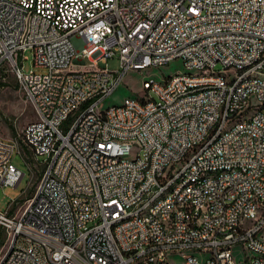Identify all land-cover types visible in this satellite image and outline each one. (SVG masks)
<instances>
[{"label":"built area","instance_id":"built-area-1","mask_svg":"<svg viewBox=\"0 0 264 264\" xmlns=\"http://www.w3.org/2000/svg\"><path fill=\"white\" fill-rule=\"evenodd\" d=\"M25 50L43 73L21 71ZM263 54L264 0H0V79L34 114L0 137V187L22 177L14 151L41 166L23 213L0 212V264H174L183 251L184 264H261L264 65L243 63ZM172 60L185 71L143 80L147 102L99 107L128 71ZM254 204L258 226L242 228Z\"/></svg>","mask_w":264,"mask_h":264},{"label":"rangeland","instance_id":"rangeland-1","mask_svg":"<svg viewBox=\"0 0 264 264\" xmlns=\"http://www.w3.org/2000/svg\"><path fill=\"white\" fill-rule=\"evenodd\" d=\"M22 56L25 57L20 64L23 73L32 71L39 74L45 71L42 68L33 66L32 52L30 50H25ZM86 64L87 62L84 60V64H79V67L85 68ZM106 67L109 70L118 69L116 55L106 59ZM215 69H219V65H216ZM183 71L185 69L179 60L169 61L161 67H151L141 71H128L122 82L99 104V107L104 110L112 107V105H122L125 98L146 100V92L142 87L143 80L151 78L155 80V83H160L164 81L165 77H173ZM150 96L154 98L153 94H150ZM33 119V111L30 105L24 101L12 76L9 75L3 80L0 79V137L7 141H13L16 134L21 131L25 124ZM39 159L38 157L37 160ZM30 161L33 163L32 160ZM11 162L22 173V177L13 187H0V212L8 210L9 214L15 212L23 204V200L32 194L41 172V166L39 165L32 169L28 168L15 151L12 154ZM2 241L3 234L0 232V244ZM190 256H192L190 252L168 255L169 260L172 263L174 262V264H184L183 262ZM234 257L235 259H241V252L235 249Z\"/></svg>","mask_w":264,"mask_h":264},{"label":"bare ground","instance_id":"bare-ground-1","mask_svg":"<svg viewBox=\"0 0 264 264\" xmlns=\"http://www.w3.org/2000/svg\"><path fill=\"white\" fill-rule=\"evenodd\" d=\"M264 65V54L261 55V58H250L248 61H244L243 63V71H251L252 69H257L259 66ZM178 75V74H177ZM177 75L168 78H176ZM219 79V71H211V80ZM155 83V80H154ZM156 85H163L164 81L160 83H155ZM146 92V100H138V102H147L149 99V87H143ZM251 101H259V93H251ZM124 105V103L122 104ZM112 107L106 108L103 112H111ZM258 114L257 106H250L249 110H244L243 120H251L252 118H256ZM128 158H136V151H128ZM176 184L168 185V192H175ZM15 213H23V206H19ZM198 214H206V205L198 206ZM263 214V204H254L253 207L249 211V217L242 219V228H251L257 227L258 221H260L261 216ZM258 239H264V223L258 231ZM192 253V256L188 257L185 262L188 260L194 259V251H183ZM235 259V257H234ZM239 259V258H238ZM262 252L259 250H251L249 251V260H261ZM214 263V255L213 254H201L199 256V264H208ZM232 264H241V262H233ZM261 264H264V261H261Z\"/></svg>","mask_w":264,"mask_h":264}]
</instances>
